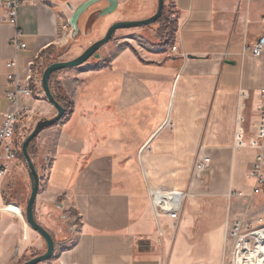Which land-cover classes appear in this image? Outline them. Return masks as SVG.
I'll return each mask as SVG.
<instances>
[{"label": "crops", "instance_id": "1", "mask_svg": "<svg viewBox=\"0 0 264 264\" xmlns=\"http://www.w3.org/2000/svg\"><path fill=\"white\" fill-rule=\"evenodd\" d=\"M86 1H29L16 23L0 9V126L14 89L10 61L24 80L36 58L43 70L49 57L71 61L114 23L146 20L158 9V0H118V11L99 20L108 4L93 6L80 21L81 44L65 56L61 50L76 42L70 19ZM164 10L153 25L116 32L99 60L54 74L53 92L72 113L41 131L31 150L40 178L35 217L56 244L41 264L227 262L234 199L252 194L264 54L251 49L264 36V0H165ZM90 19L100 24L86 35ZM16 37L26 48L14 46ZM20 104L33 111L27 128L57 115L46 96ZM23 143L18 138V159L0 179V264L47 250L27 221L32 179ZM205 158L208 169L196 171ZM178 179H191L175 189L185 193L180 217L158 221L149 188L172 189Z\"/></svg>", "mask_w": 264, "mask_h": 264}, {"label": "built area", "instance_id": "2", "mask_svg": "<svg viewBox=\"0 0 264 264\" xmlns=\"http://www.w3.org/2000/svg\"><path fill=\"white\" fill-rule=\"evenodd\" d=\"M29 1L38 0H0V9H4L6 12L5 20L16 23L20 8ZM262 22L264 23V18ZM13 44L18 50L26 48L25 44H20L17 41V37L13 40ZM173 51L176 52L177 49L173 48ZM251 51L256 57L264 54V36L256 41ZM8 67L15 69V73L8 77L14 89L6 95L10 103V110L5 114L4 121L0 126V179L6 176L10 165L18 159L20 151L18 138H25L27 129L24 122L33 114L30 106L20 104L21 99L45 96L42 86L43 64L39 62L38 58L29 63V72L24 80L21 79L17 71L16 61H10ZM258 98L257 139L253 141L257 154L248 174V179L252 183L251 197L264 195V88L259 90ZM210 163L209 158L200 159L196 162L195 169L200 172L206 171ZM159 195H163V197L159 198ZM149 198L158 221L161 217H167L171 220L180 217L185 199L183 191L149 188ZM258 223L262 224L263 222L260 220ZM263 231L264 227L257 229L252 223H246L243 220L234 221L229 225L226 240L232 244L236 263L258 247L259 233ZM253 239L256 241L254 247L252 246Z\"/></svg>", "mask_w": 264, "mask_h": 264}, {"label": "water", "instance_id": "3", "mask_svg": "<svg viewBox=\"0 0 264 264\" xmlns=\"http://www.w3.org/2000/svg\"><path fill=\"white\" fill-rule=\"evenodd\" d=\"M100 3H107L108 6L100 11L98 14V19L110 17L114 15L119 9V1L118 0H88L82 5H80L70 19V26L73 29L74 37L80 35V21L82 17L95 5ZM165 8V0H158V9L154 16L149 19L141 20V21H126V22H117L114 23L107 31L106 35L93 43L90 47H88L79 57L66 62H56L49 65L42 74V86L47 100L54 106L57 111L56 117L51 120H42L40 121L34 131L26 138L22 147L23 157L28 165L31 179H32V191L28 201L26 216L28 224L31 228L36 231L45 241L47 250L44 254L37 256L30 261H27L23 264H41L47 261H50L55 254L56 244L51 233L46 230L35 217V202L39 192L40 187V178L36 167L32 161V157L30 156L29 148L31 143L38 137L41 131L50 128L56 124H58L65 116L66 110L65 108L58 103L56 100L52 89L50 87V79L51 77L60 71L75 69L85 65L92 58L100 59V51L107 44H109L116 32L120 30L141 28L145 26H150L157 23L164 14Z\"/></svg>", "mask_w": 264, "mask_h": 264}, {"label": "rangeland", "instance_id": "4", "mask_svg": "<svg viewBox=\"0 0 264 264\" xmlns=\"http://www.w3.org/2000/svg\"><path fill=\"white\" fill-rule=\"evenodd\" d=\"M99 20H101V19H99ZM99 20L95 21L94 19H90V21L87 22V24H86V32H87V34L86 35H89L91 33V31L93 32V30L97 26H99V24H100ZM81 36L82 35L80 33L79 36L75 37L76 38V42L74 44H70L69 46H67V48L61 50V54L66 56V55L72 53V51H75L78 48V46L81 44V42H82V41L80 42V40H79V38H81ZM36 125H37V123L34 122L33 124H31V126L29 128L26 127L27 131H26V134L24 135V137H25L24 141L34 131ZM190 181H191V179H178L176 181V183H178L179 185L175 184V186H172V189H170V190H175V189H177L179 187H183L185 184L189 183ZM234 201H238L237 202L238 203V205H237L238 206V210H236V213H237L236 218L235 219L233 218L230 221V224L233 223L234 221H237V220H243L246 223H252L254 225V227L257 228V229L264 227V195L257 196L254 199H252L251 196H245V197H242V198L236 197L234 199ZM241 202H243L244 204L242 205ZM260 220L263 222L262 224L258 223V221H260ZM161 228H162V230H166V226H164V225H162ZM230 245H231L230 246L231 247V251H230V255H228L226 264H236V260L234 259V256H233L232 244H230ZM255 245H256V241L253 239L252 240V246L254 247ZM30 260H28V261H30Z\"/></svg>", "mask_w": 264, "mask_h": 264}, {"label": "bare ground", "instance_id": "5", "mask_svg": "<svg viewBox=\"0 0 264 264\" xmlns=\"http://www.w3.org/2000/svg\"><path fill=\"white\" fill-rule=\"evenodd\" d=\"M162 197L163 195H159V198ZM236 264H264V231L259 233L258 247L237 261Z\"/></svg>", "mask_w": 264, "mask_h": 264}, {"label": "trees", "instance_id": "6", "mask_svg": "<svg viewBox=\"0 0 264 264\" xmlns=\"http://www.w3.org/2000/svg\"><path fill=\"white\" fill-rule=\"evenodd\" d=\"M164 15H165V10H164V14H163V16H162V18H161L160 20H163ZM54 61H56V58H54V56L51 57V58L49 57V62L46 63L47 65L45 66L44 70H45L49 65H51ZM44 70H43V71H44ZM53 78H54V75H53V76L51 77V79H50V87H51V89H52V92H53ZM53 94H54L56 100L58 101V103H59L60 105H62V106L65 108V110H66V114H65L63 120H67L68 117H69V116L71 115V113H72V104L69 103L67 100H65V99L63 98V96H60L59 93L55 92V90H54ZM34 144H35V140L31 143L30 148H29L30 156H31V154H32L31 150H32Z\"/></svg>", "mask_w": 264, "mask_h": 264}]
</instances>
